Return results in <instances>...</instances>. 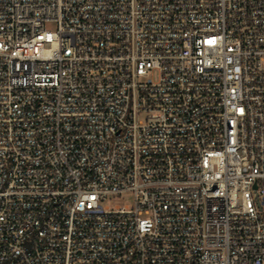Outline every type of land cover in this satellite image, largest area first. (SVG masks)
<instances>
[{
    "label": "built area",
    "instance_id": "obj_1",
    "mask_svg": "<svg viewBox=\"0 0 264 264\" xmlns=\"http://www.w3.org/2000/svg\"><path fill=\"white\" fill-rule=\"evenodd\" d=\"M0 264H264V0H0Z\"/></svg>",
    "mask_w": 264,
    "mask_h": 264
},
{
    "label": "rangeland",
    "instance_id": "obj_2",
    "mask_svg": "<svg viewBox=\"0 0 264 264\" xmlns=\"http://www.w3.org/2000/svg\"><path fill=\"white\" fill-rule=\"evenodd\" d=\"M48 28L50 30H56V25L53 23L48 24ZM133 203V195L131 193L126 196H112L108 198L104 204L109 206L123 205V204H131Z\"/></svg>",
    "mask_w": 264,
    "mask_h": 264
}]
</instances>
